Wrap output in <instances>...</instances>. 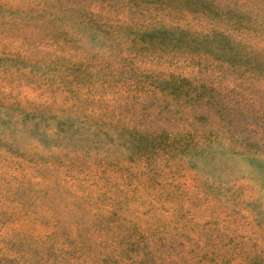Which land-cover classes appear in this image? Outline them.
Returning <instances> with one entry per match:
<instances>
[{
    "label": "rangeland",
    "instance_id": "374dc122",
    "mask_svg": "<svg viewBox=\"0 0 264 264\" xmlns=\"http://www.w3.org/2000/svg\"><path fill=\"white\" fill-rule=\"evenodd\" d=\"M0 264H264V0H0Z\"/></svg>",
    "mask_w": 264,
    "mask_h": 264
}]
</instances>
